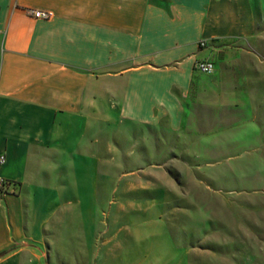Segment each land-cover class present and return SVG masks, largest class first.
Wrapping results in <instances>:
<instances>
[{
	"label": "crops",
	"instance_id": "obj_1",
	"mask_svg": "<svg viewBox=\"0 0 264 264\" xmlns=\"http://www.w3.org/2000/svg\"><path fill=\"white\" fill-rule=\"evenodd\" d=\"M231 41L264 51V0H0V264H135L117 219L93 215L90 129L177 127L193 65ZM225 61L208 94L235 103L249 95L226 87Z\"/></svg>",
	"mask_w": 264,
	"mask_h": 264
},
{
	"label": "rangeland",
	"instance_id": "obj_2",
	"mask_svg": "<svg viewBox=\"0 0 264 264\" xmlns=\"http://www.w3.org/2000/svg\"><path fill=\"white\" fill-rule=\"evenodd\" d=\"M209 51L218 56L198 61L215 72L226 59V87L249 96L214 102L211 74L194 64L200 79L177 127L90 129L101 197L93 215L117 219L135 264H264V51L241 41Z\"/></svg>",
	"mask_w": 264,
	"mask_h": 264
},
{
	"label": "built area",
	"instance_id": "obj_3",
	"mask_svg": "<svg viewBox=\"0 0 264 264\" xmlns=\"http://www.w3.org/2000/svg\"><path fill=\"white\" fill-rule=\"evenodd\" d=\"M26 14L34 19H41V20H48L51 17V13L42 10L28 9L26 10ZM199 46L201 48L206 47V42L205 41L200 42ZM195 69L202 74L209 75L212 74L214 71V64L207 60L196 61ZM4 161H5V157L3 155H0V164L4 163ZM9 186L10 183L0 177V193L6 191Z\"/></svg>",
	"mask_w": 264,
	"mask_h": 264
}]
</instances>
